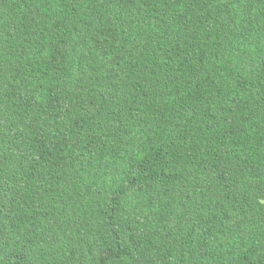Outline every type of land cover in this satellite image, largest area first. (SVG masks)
I'll list each match as a JSON object with an SVG mask.
<instances>
[{
  "label": "trees",
  "instance_id": "obj_1",
  "mask_svg": "<svg viewBox=\"0 0 264 264\" xmlns=\"http://www.w3.org/2000/svg\"><path fill=\"white\" fill-rule=\"evenodd\" d=\"M0 264H264V0H0Z\"/></svg>",
  "mask_w": 264,
  "mask_h": 264
}]
</instances>
